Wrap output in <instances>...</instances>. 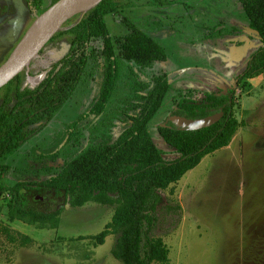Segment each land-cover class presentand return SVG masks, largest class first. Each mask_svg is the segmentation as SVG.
<instances>
[{"label":"rangeland","instance_id":"1","mask_svg":"<svg viewBox=\"0 0 264 264\" xmlns=\"http://www.w3.org/2000/svg\"><path fill=\"white\" fill-rule=\"evenodd\" d=\"M53 2L42 0V9ZM139 4L125 9L124 14L166 48L167 60L143 71L133 68L137 79L148 83L154 74L169 75L170 90L150 121L149 130L165 158L173 160L178 154L163 141L158 127L166 125L176 110L175 98L187 92L198 99L208 93L217 94L224 80L233 83L243 74L252 54L263 43L248 26V17L237 0ZM34 18L24 0H0V67ZM106 21L113 37L127 32L119 16L108 14ZM212 21L221 23L216 30L223 28L222 33L209 25ZM69 44L68 35L49 39L22 70L23 85L37 87L45 69L66 53ZM125 67L108 113L83 120L82 131L72 145L64 147L69 127L92 105L103 79L101 70L93 73L89 68L72 97L47 126L2 161L8 169L0 174V264H123L112 254L116 234H110L100 245L87 237L100 233L112 220L113 206L96 202L66 205L60 226L41 228L8 220V191L20 180L48 177L51 172L46 167L62 163L43 158V154L63 149L65 156L71 155L77 147L100 140L103 132L110 130L115 137L123 132L128 123L121 119L122 108L124 100L134 95L136 79L128 64ZM231 86L237 89L235 114L243 125L228 146L205 156L177 183L161 190L163 204L154 213L153 225H146L145 231L163 238L170 258L168 263L154 264H264V73ZM6 227L12 234L30 236L33 242H12Z\"/></svg>","mask_w":264,"mask_h":264},{"label":"trees","instance_id":"2","mask_svg":"<svg viewBox=\"0 0 264 264\" xmlns=\"http://www.w3.org/2000/svg\"><path fill=\"white\" fill-rule=\"evenodd\" d=\"M24 1L38 17L58 0L45 9L41 7L42 0ZM166 1L102 0L85 14L67 21L53 36L54 39L68 35L70 44L66 53L46 70L37 87L24 86L20 73L0 89L2 174L8 169L2 161L47 126L72 97L89 68L93 73L102 72L99 92L89 111L71 123L64 147L81 133L83 120L108 113L127 64L136 78L134 95L124 100L126 105L122 108L121 119L128 123L123 132L118 137L110 130L103 132L100 140L77 147L71 155L65 156L63 149L43 154V158L47 156L50 161L62 163L58 167H46L51 174L44 179L20 180L9 188L10 222L18 220L41 228H56L66 205L78 207L96 202L113 206L112 220L100 233L87 237L100 245L110 234H116L112 254L123 264L169 262L170 250L163 238L149 236L145 231L146 225L149 228L153 225L154 213L163 204L161 190L177 183L205 156L228 146L243 121L235 114L237 91L234 89L227 95L208 93L201 99L192 97L190 92L178 94L173 115L203 118L222 109L224 116L217 123L194 131L179 130L172 122L159 126L163 141L178 154L173 160L165 158L151 135L149 123L170 90L169 75L154 74L150 83L139 81L133 66L139 70L152 68L167 60V51L124 13L138 2L162 5ZM237 1L248 17V26L263 43L238 77L242 85L264 73V0ZM108 14L119 16L127 32L113 37L106 21ZM220 24L213 27L216 33H222L223 29L216 30ZM5 231L12 242L20 241L23 245L33 242L22 232L12 234L8 227Z\"/></svg>","mask_w":264,"mask_h":264},{"label":"water","instance_id":"3","mask_svg":"<svg viewBox=\"0 0 264 264\" xmlns=\"http://www.w3.org/2000/svg\"><path fill=\"white\" fill-rule=\"evenodd\" d=\"M102 0H58L41 15H39L12 54L0 67V89L30 64L35 56L39 55L43 45L59 31L63 25L75 17L83 15ZM227 92V88L223 87ZM224 112L220 111L203 118H187L180 115H171V121L179 130H199L209 127L222 119ZM166 126V125H164Z\"/></svg>","mask_w":264,"mask_h":264},{"label":"flooded vegetation","instance_id":"4","mask_svg":"<svg viewBox=\"0 0 264 264\" xmlns=\"http://www.w3.org/2000/svg\"><path fill=\"white\" fill-rule=\"evenodd\" d=\"M28 6V5H27ZM29 8V7H28ZM29 11H30V14L32 15V17H35L34 19H36V17H37V13H35V12H33V11H31V9H29ZM220 23V22H219ZM218 23V24H219ZM221 28H219V29H217V30H220ZM24 35V34H23ZM23 35L21 36V37H19V39H21L22 37H23ZM9 40H10V38H8ZM8 40V41H9ZM18 42L19 41H17L16 42V44L15 45H13V49L16 47V45L18 44ZM10 44V43H9ZM45 70H47V69H45ZM141 71H143V70H141ZM235 81H237L238 83H239V80H238V78H237V80H235ZM234 81V82H235ZM233 82V83H234ZM233 83H231L230 82V84H228V85H226L225 87L227 88V92L226 91H224V89L223 88H221V89H219V92L217 93V95H227L228 93H229V91L231 90V89H234V88H232V86H231V84H233ZM240 84V83H239ZM241 85V84H240ZM234 90H236L237 91V89H234ZM89 111V110H88ZM220 111H223L222 109L220 110ZM171 115H173L172 113H171ZM168 123L166 124V126H168V124H169V122H171V121H167ZM114 135V134H113ZM115 137V136H114ZM42 200L44 199V197H40Z\"/></svg>","mask_w":264,"mask_h":264},{"label":"crops","instance_id":"5","mask_svg":"<svg viewBox=\"0 0 264 264\" xmlns=\"http://www.w3.org/2000/svg\"><path fill=\"white\" fill-rule=\"evenodd\" d=\"M212 22H213V21H212ZM207 23H209V22H207ZM216 24H218V22H216V23H215V22H213V23H209V25L212 26V27H215ZM221 29H223V28H221ZM221 29H220V30H221ZM234 29L236 30L237 28H234ZM235 32H237V31H235ZM238 33H239V32H237V33H235V34H238ZM230 82H231V81H229V80H227V81L224 80V82L220 84V88H219V89H221V88H223L224 86L230 84Z\"/></svg>","mask_w":264,"mask_h":264}]
</instances>
